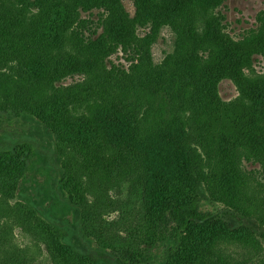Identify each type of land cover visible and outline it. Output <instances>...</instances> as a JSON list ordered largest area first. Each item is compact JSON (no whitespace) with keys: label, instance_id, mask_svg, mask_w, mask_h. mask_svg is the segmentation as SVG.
<instances>
[{"label":"rangeland","instance_id":"rangeland-1","mask_svg":"<svg viewBox=\"0 0 264 264\" xmlns=\"http://www.w3.org/2000/svg\"><path fill=\"white\" fill-rule=\"evenodd\" d=\"M215 1L139 0V17L134 0H110L107 1L110 2V13L105 8L100 13L107 21L108 32L123 33L121 39L137 44L140 73L133 77L134 83L129 87L141 90L142 83H146V77L152 73L153 89L162 96L164 94L160 89L167 92L175 116L178 115L185 123V136L173 147H183L197 156L196 164L201 177L215 193L211 195L204 184H200L198 209L202 213L218 214L227 210L234 197L238 200L236 204L241 203L240 208L244 212L241 215L256 223L264 222V103L257 111L249 109L246 107L249 101H245V105L240 104L238 89L255 98L260 96L264 101V35L260 36L264 31V0H225L218 10L214 6ZM23 2L0 1V15L11 18L7 22L10 27L11 21H14L11 30L0 29V41H3L1 35L6 39L8 35L13 37L11 41L23 35L16 30L18 22L23 24L25 33L41 26L49 29V25L54 24L48 23L51 7L42 8L38 13L32 8L29 12L27 7L22 6ZM59 13L64 14L62 9ZM92 13L91 19L96 22L99 12ZM218 15L225 18L222 22L224 29L218 27ZM83 18L88 17L83 15ZM260 18L263 20L262 30L254 35L255 39L243 43L245 36L258 30ZM65 19L64 25L61 21L55 22L60 32L56 37L63 38L68 52L66 55L75 56L77 53L70 35L64 41L70 25L66 15ZM71 29L77 30V24H73ZM61 34L64 36L61 37ZM13 42L22 49L18 42ZM49 42L52 40L49 39ZM230 42L238 48L242 60L250 59L251 67L241 70V78L235 80L239 86L230 80L218 83L217 97L225 106L218 108L221 111L216 123L213 119L202 117L201 101L209 96L204 86L209 87L210 82L216 79L215 67L220 60L218 54L228 50ZM118 51L109 61L128 69L131 62H127L121 49ZM256 51L259 52L251 54ZM3 52L0 48V153L12 151L15 147L24 150L29 169L23 178L15 172L8 176L0 169V264H55L47 248L34 239L24 224V216L26 218L25 214L29 211L46 222H55L66 231L67 240L75 251L93 255L105 250L101 246L105 243L109 245L105 252L109 257L114 256L127 241L130 243L142 236L144 222L139 174H145V170L142 171L141 163L136 162L138 158L133 155H128L125 162L118 157L113 158L105 152V142L99 137L86 145L90 157L101 166L90 168L88 164L84 167L77 165V154L73 150L63 155L65 142L41 119L23 108L30 102L26 92L16 94L22 80L21 66L7 61ZM74 63L77 62L65 55L62 61H58L59 65L66 66ZM107 67L110 69L111 65L107 63ZM93 70L98 78L97 86L84 85L82 92L62 93L61 102H69L71 97L81 100L80 97L86 96L91 86V93L97 94V105L124 109L114 89L126 84L121 79L122 75L111 74L108 77L97 70V66ZM83 79L84 76H75L57 86L66 89L82 83ZM129 101L127 112L131 113L134 96ZM84 107L75 109L72 116L88 117L90 113ZM144 109L145 106L138 113L140 120ZM71 120L76 122L67 117L68 122ZM248 125L252 126V132L243 134L242 130ZM165 132L166 128L160 125L156 142L164 144L172 141ZM62 165H69L71 177L77 175L85 185L86 202L78 208H61L54 212L53 204L68 198L67 190L58 184L64 172ZM4 178H8L12 185L10 194H6L1 185ZM228 180L236 182L241 190L230 195L232 189ZM221 217L228 224L237 226L231 217L222 214ZM89 228L95 230L96 237L85 232ZM168 238L144 249L145 264H170V253L176 243L172 236ZM257 239L260 245L256 250L241 245L224 246L226 256L247 264H264V242L258 236ZM98 264L111 263L99 261Z\"/></svg>","mask_w":264,"mask_h":264},{"label":"trees","instance_id":"trees-1","mask_svg":"<svg viewBox=\"0 0 264 264\" xmlns=\"http://www.w3.org/2000/svg\"><path fill=\"white\" fill-rule=\"evenodd\" d=\"M107 1L24 0L21 4L27 7L29 12L32 8L38 13L42 8L51 7L48 23L54 22V24L49 25V29L41 26L25 33L23 24L18 22L15 26L16 30L23 35L15 37L13 41L18 42L22 49L11 41L13 37L9 35L8 39L1 35L3 41H0V48L4 51L3 54L7 61L11 60L21 66L22 80L19 82L20 89L16 94L26 92L30 102L23 108L41 119L53 130L54 134L59 136L62 142H65L63 155L66 151L73 150L77 154V165L84 167L88 164L90 168H95L96 165L101 166L90 157L86 145L99 137L105 142V152L110 153L113 158L118 157L123 162L128 160V155L138 158L135 161L141 163L142 171L145 170V174H139L144 222L142 236L140 235L139 239H133L130 243L127 241L125 247L115 252L112 257L105 252L109 247L105 243L101 245L105 250L93 255H83L73 249L67 240L66 231L55 222H46L29 211L30 213L25 214L27 217L24 216L25 226L30 230L34 239L47 248L55 264H98L99 261L111 264H145L147 259L142 254L144 249L171 236L176 245L170 253V264H213V262L214 264H247L245 261L241 262L226 256L224 246L241 245L256 250V247L260 245L257 236L264 242V222L256 223L248 216L246 218L241 215L244 213L240 208L241 203L236 204L238 200L234 197H232L233 203L227 210L218 214L202 213L198 209L197 196L200 184H204L211 195L215 193L209 188L206 179L201 177L202 173L196 164L197 156L190 151H185L183 147H173L184 138L185 123L178 115L175 116L167 92L160 89V92L164 94L162 96L153 89L152 73L146 77V83H142L141 90L129 87L134 83L133 77L140 73L139 51L136 43L129 39H121L123 33L108 32L107 21L103 13H100L103 8L110 13L108 5L110 2ZM224 1H215L214 6L217 10L224 4ZM134 2L139 14L140 2L139 0H134ZM175 6L179 8L177 4ZM61 9L64 14L59 13ZM94 11L99 12L96 22L91 19ZM65 15L70 25L65 33L64 41H67L70 35L71 43L77 53L75 56L66 55L68 52L63 45V38L56 37L60 32L55 22L61 21L64 25ZM83 15H87L88 18H83ZM9 19L11 18L0 15V29L9 31L14 28V21H11V27L7 23ZM218 21L220 24L218 27L224 29L222 24L225 21L224 16L218 15ZM258 22L260 23L258 30L251 31L245 36L243 43L255 39L254 35L262 30L263 20L260 18ZM73 24H77V30L71 29ZM261 35H264V31L260 33ZM63 36L64 34H61V37ZM49 39L52 42H49ZM25 43L28 44L22 45ZM119 49L127 62H131L128 69L111 64L109 61V58L116 55ZM64 55L77 63L72 66L59 65L58 61H62ZM218 57L220 60L217 61L215 67L216 79L210 82L209 87L204 86V89L209 91V96L201 101L202 117L213 119L216 123L219 121L218 113L221 111L218 108L225 106L217 97L218 83L230 80L239 86L235 80L241 78V70L251 67L250 59L242 60L238 48L233 47L232 42H230V48L220 52ZM107 63L111 65L110 69ZM94 66H97V70L108 77L111 74L122 75L121 79L126 84H121L114 89L115 96L124 109L117 106L97 105V94L91 93V86L86 96L80 97L81 100L71 97L69 102H61L62 93L82 92L84 85L97 86L98 78L93 70ZM75 76L82 78L84 76L85 79L82 83L66 89L57 86L58 83ZM211 77L213 78L214 74ZM238 89L241 97L240 104L245 105V101H249V104H246L249 109L257 111L262 102L264 103L260 96L255 98L254 95ZM132 96H134L133 110L128 113L130 111L127 112V107L130 105L129 99ZM83 106L90 113L89 116L73 117L74 110L81 109ZM144 106V115L140 120L138 113ZM69 116L76 122L72 120L68 122L67 117ZM258 123H260L259 120ZM160 125L166 128L165 133L172 138L171 142L164 144L156 142ZM245 127L242 130L243 134L252 132L251 125ZM93 133L94 136H92ZM62 166L64 172L58 184L67 190L68 198L64 202L60 200L55 202L54 208L52 207L54 212L61 208L69 210L78 208L86 202L85 185L77 175L71 177L69 165ZM0 169L8 176L15 172L23 178L29 169L25 151L15 147L12 151L0 153ZM228 181L232 189L230 195L238 189L241 190L236 182ZM10 184L8 178L1 180L6 194L11 192L12 185ZM21 207L25 208L22 205ZM221 214L231 217L237 226L234 227L225 222ZM85 232L89 236L96 237L93 229L89 228Z\"/></svg>","mask_w":264,"mask_h":264}]
</instances>
